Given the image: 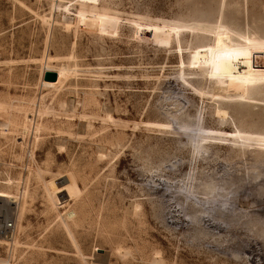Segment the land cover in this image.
<instances>
[{
	"label": "rangeland",
	"instance_id": "374dc122",
	"mask_svg": "<svg viewBox=\"0 0 264 264\" xmlns=\"http://www.w3.org/2000/svg\"><path fill=\"white\" fill-rule=\"evenodd\" d=\"M217 15L264 39V0H0V264H264V86L189 61Z\"/></svg>",
	"mask_w": 264,
	"mask_h": 264
},
{
	"label": "bare ground",
	"instance_id": "6f19581e",
	"mask_svg": "<svg viewBox=\"0 0 264 264\" xmlns=\"http://www.w3.org/2000/svg\"><path fill=\"white\" fill-rule=\"evenodd\" d=\"M222 2V1H221ZM220 16V15H219ZM218 17V15H217ZM216 17V22L214 23V25H220V18ZM240 36H244L245 40L249 39V38H256L258 39L253 33H244L242 32V34ZM239 35H236V37L232 38V37H227L226 34H217L215 36L212 35L211 39L207 42L201 43L199 44L197 47H195V49H193V51L190 54V64L191 65H195L197 66L198 64H203L205 66V68H208V65L206 63L207 60H210L212 58V53L207 52L206 50L211 48V49H216V48H231L234 45H240L241 41L239 40ZM177 40V39H176ZM258 54H264V51H260V50H254L253 54L251 55L250 58H248V60H245L243 58L237 60L235 58H233V60L231 62H227L224 59H221L219 61V67L225 71L228 72L230 71L231 74L233 76L239 77L242 76L245 73H261L264 72V67L262 69H258L257 67L254 66L253 61L255 58V55ZM203 70L202 72L206 75H208L207 71ZM45 71H54L57 74V78L55 81H45L43 79V73ZM209 76V75H208ZM211 77V76H210ZM66 73L62 70V69H52L46 65L43 66V69L41 71V78H40V85L41 86H45V87H55L57 84L61 83L64 79H66ZM213 84H215L212 88V93L210 92V94H213L214 96H224V97H228V96H232V98L236 97L237 95H244L243 91L237 92V85L234 84V82L230 79L225 78L223 81L217 80L215 78H213ZM258 85V84H257ZM260 85V84H259ZM254 87V86H252ZM249 88V92L250 89ZM212 95V96H213ZM248 97V96H247ZM231 98V97H230ZM217 113L220 115L224 114L223 110L218 109ZM26 122H30L31 118L26 117ZM12 203L14 204L13 201H11V196L9 195H5L0 193V208L4 209L5 213L2 217H0V220L3 218H6L7 216L12 215L11 214V210L14 209V206H12ZM14 211V210H13ZM8 212V214H7ZM5 223L4 221H1L0 223V227L3 226V224ZM9 233L8 232H1L0 236H8Z\"/></svg>",
	"mask_w": 264,
	"mask_h": 264
},
{
	"label": "snow or ice",
	"instance_id": "6c2138e0",
	"mask_svg": "<svg viewBox=\"0 0 264 264\" xmlns=\"http://www.w3.org/2000/svg\"><path fill=\"white\" fill-rule=\"evenodd\" d=\"M176 30V29H174ZM195 28H187L185 31H195ZM178 31V30H177ZM226 34L227 37H236L234 31H230L228 28H224L220 25H213L211 28V35ZM240 45H234L231 48H216L207 49L206 51L212 53V58L207 60L208 68L206 69L209 76L223 81L225 78L230 79L236 84L237 92L243 91L244 95H237L235 99L244 100L249 94V88L260 84L264 86V72L261 73H245L242 76L236 77L231 74L230 71L225 72L219 67V61L221 59L231 62L233 58L239 60L241 58L248 60L251 57L254 50L264 51V39L249 38L245 40L244 36H240ZM237 137V143L241 147L254 148L259 146L264 149V136L251 137L242 133H235ZM205 143L204 140H199L195 145L196 151L200 150L201 144ZM195 154V153H194Z\"/></svg>",
	"mask_w": 264,
	"mask_h": 264
},
{
	"label": "water",
	"instance_id": "95a60500",
	"mask_svg": "<svg viewBox=\"0 0 264 264\" xmlns=\"http://www.w3.org/2000/svg\"><path fill=\"white\" fill-rule=\"evenodd\" d=\"M256 56L262 57L263 58V62H264V54H262V55L258 54V55H255V57ZM56 78H57V74L54 71H45L44 74H43V79L45 81H55ZM183 129H186V128H183Z\"/></svg>",
	"mask_w": 264,
	"mask_h": 264
},
{
	"label": "built area",
	"instance_id": "2783aa9c",
	"mask_svg": "<svg viewBox=\"0 0 264 264\" xmlns=\"http://www.w3.org/2000/svg\"><path fill=\"white\" fill-rule=\"evenodd\" d=\"M14 225L11 220L5 221L2 227H0V233L5 231V232H10L13 229Z\"/></svg>",
	"mask_w": 264,
	"mask_h": 264
}]
</instances>
